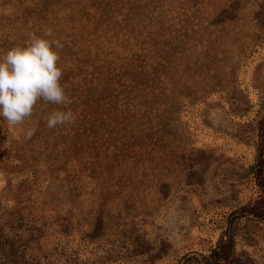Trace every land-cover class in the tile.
Returning a JSON list of instances; mask_svg holds the SVG:
<instances>
[{
    "label": "rangeland",
    "instance_id": "374dc122",
    "mask_svg": "<svg viewBox=\"0 0 264 264\" xmlns=\"http://www.w3.org/2000/svg\"><path fill=\"white\" fill-rule=\"evenodd\" d=\"M40 4L0 0V55L37 34ZM199 16L197 55L207 84L200 92L208 97L180 102L178 113V93L170 96V140L115 202L100 203L89 191L86 202L61 205L59 133L47 128L36 107L23 126L5 121L0 264H184L191 256H208L228 237L241 263L264 264V195L256 181L264 0H205ZM29 128L35 132L25 138ZM29 169L40 187L24 186Z\"/></svg>",
    "mask_w": 264,
    "mask_h": 264
},
{
    "label": "trees",
    "instance_id": "16d2710c",
    "mask_svg": "<svg viewBox=\"0 0 264 264\" xmlns=\"http://www.w3.org/2000/svg\"><path fill=\"white\" fill-rule=\"evenodd\" d=\"M38 1L33 28L38 36L51 29L52 37L45 38L63 45L58 50L60 83L71 102L61 107L38 101L35 107L44 124L58 108L75 116L74 122L55 128L62 150L55 168L63 182L59 203L82 204L91 191L93 199L99 196L100 203L110 204L123 187L135 185L134 175L145 173L149 156L161 153L170 140V96L178 93V113L180 102L193 105L208 97L200 92L207 84L195 34L205 0ZM214 19L207 17L209 23ZM190 91V97L182 94ZM4 125L0 117V151L6 143ZM258 133L256 181L264 195V117ZM30 169L24 186L38 188ZM184 264L245 263L235 256L228 237L208 256H191Z\"/></svg>",
    "mask_w": 264,
    "mask_h": 264
},
{
    "label": "clouds",
    "instance_id": "9594fccd",
    "mask_svg": "<svg viewBox=\"0 0 264 264\" xmlns=\"http://www.w3.org/2000/svg\"><path fill=\"white\" fill-rule=\"evenodd\" d=\"M52 30L43 36L34 32L22 46H16L0 55V117L10 127L23 126L32 117L38 101L67 107L70 99L61 85L62 69L58 66L59 51L63 45L52 37ZM71 110L55 109L47 116V128L74 122ZM35 129H27L31 138Z\"/></svg>",
    "mask_w": 264,
    "mask_h": 264
}]
</instances>
